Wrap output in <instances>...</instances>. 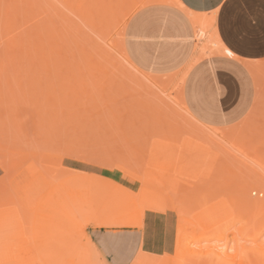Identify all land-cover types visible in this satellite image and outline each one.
<instances>
[{
	"label": "rangeland",
	"instance_id": "374dc122",
	"mask_svg": "<svg viewBox=\"0 0 264 264\" xmlns=\"http://www.w3.org/2000/svg\"><path fill=\"white\" fill-rule=\"evenodd\" d=\"M28 1H30V3L29 2L25 3L23 0H0V23L3 26H5L4 32L2 34V38L3 35L5 36L6 31L10 32L9 33L10 35H8V32L6 35V37L8 36V39L11 38L9 37L12 36L11 34H15L14 36L16 37H18L19 34L20 35L19 37L22 36L26 38L29 37L27 35L30 34L31 32H32L31 35L37 36L38 35L37 32L35 34V29L37 30V28H40L41 30L43 28L48 30L49 28L50 29L49 32L52 34L54 33L53 34L54 36L53 35L51 36L55 40L50 38L48 40V37H50V35L49 33H45L47 40H45L46 37L44 36L42 40L43 42H38L39 40L38 37L42 38V34L38 32L39 33L38 37H35L37 38V41L36 39H34V37L31 36L27 39L28 41L26 40L28 43L25 40H23L28 45L26 48L24 45L25 43L23 44L21 42L22 38L21 40L19 39L20 41L16 39L15 41L17 42L18 40L19 42L16 43L15 41H13L15 42L13 43L10 40L8 42V39H5L6 38L5 37L4 39L7 41L3 39L6 44L3 45L4 47L2 46L1 51L4 49L6 50L5 45L6 47L7 44L9 46L10 42L13 43L12 44L13 46L17 44V47L18 46L20 47L22 43L24 47L23 46L21 47H23L24 51L23 53H21L22 51L20 52V48H18L17 49L18 53L19 54L21 53V55L26 54L29 56V53H31L28 52L29 48L32 47L31 51L33 49L35 50L36 47L35 45L43 44V47L45 46L44 47L45 49L49 47L51 50V48H53V45L63 44V46H65V43H69L70 41L73 40L71 38L72 35L74 38L73 41L74 43L75 40H77L78 38L75 37V34L77 33V35H79L80 38L79 39L80 43L78 42V45H80V47L76 45L77 42L74 44V46L70 47L71 49H69L68 47L71 46L72 43L68 44V46L66 44L67 47L65 48L59 45L57 47L54 46V48L56 47L55 49H57L58 47L63 48L62 53L67 52V53H63L67 55L66 57L68 58L74 57V59H71L72 60L71 64L74 65L77 64L75 65V67L76 66L77 67L74 68V73L72 75V78L70 79L73 80V77L78 73L74 77L75 79L74 81L77 85L75 86V84L70 83L67 84L66 86L65 83L62 84L60 83L61 80L58 77L56 79L55 78L53 79L54 75L55 77L57 76V72L53 74L52 72H55L57 68L55 67L56 70L54 71H53L54 66L48 67L49 69L47 67L42 68V65H45V63H47L46 62L47 60L43 64L38 58L39 56H37L36 59L37 60L39 59L38 62L40 63L38 62L37 63L39 65L41 64L42 65L37 66L38 65L36 63L37 60L33 59V57L35 58L36 56L35 51H32V54L33 53L34 54L33 56H31V58L27 57L28 59L27 58L24 59L21 56V59L23 58L22 61H24L23 62L24 66L30 65L29 63L26 64L25 61L29 62L30 60L31 62L32 60V63L33 62L36 63L33 64V66H35L34 67L35 70L36 68L38 69V72H41L42 69L50 71V73L46 71L48 72L47 73L48 75L45 74L46 73L45 71H42L45 72L43 73L45 74L44 76L41 73H40L41 75L36 73L35 75L37 77L33 78V76L35 75L33 76L31 75L35 73V70L34 72L30 71V67L32 68L33 66L31 65L29 67L30 73L32 72L33 73L27 76L29 78L32 77L31 80H36L35 78L38 79L39 75L41 76L39 77L40 78L39 81L42 78V81H40L41 83H39V81L36 80V82H38L40 86L42 85L41 86L42 88L38 86L39 90H37V88H34L36 89L35 90L36 92L38 91L37 93L34 92L36 95L35 94L33 95L34 89L32 90L33 87L29 86V84L31 85L32 82L31 80L28 82L29 78L27 76L26 78L28 79L26 80V82H24L26 79L24 75L28 69L26 71H24L25 69H23L24 74H22L21 76V73L23 71H21L22 69L20 70V68L26 67V66L25 67L21 66L22 61L19 60V63L21 62L20 65L18 61H16L17 64L20 66V68H16L17 71L15 69L12 71L9 70L11 74L8 73L9 71L7 72L8 76L12 75L13 72H17V73L19 72L20 78L21 77L25 78L24 81L23 78H21L22 80L19 79L20 80L19 81L18 79H14L16 75H12L13 80L15 82H13L10 79L9 83L10 81L11 83L9 87H11L12 82L14 86L16 84L14 88L19 86L21 87L23 83H25L26 85L24 84L22 87L24 90L26 86V89L24 90V94L25 92L28 94V95L26 94L27 98H25L28 99V102L27 100L26 102H21V101L19 102L20 97L23 94L19 93L21 94V96L19 97L18 92H21L22 88H17V89H21L17 91V89H13V84H12V89L14 90L13 93V91H11L10 88H8V90L9 89L10 90L7 91V87L9 85L7 84L8 82L7 78H6L7 81L5 82L6 85L3 83L4 81L3 82L0 81V83L2 82V84H4V85L2 84L0 85L4 86V90H5L4 92V90L1 89L3 87L0 86L1 87L0 95L2 99L0 101L2 102L4 100V102L2 103L5 104V101L6 103H8L4 105L0 102V128H3V126H5L6 128V129L5 128L0 129L1 131L0 132V256L8 257L9 261L19 257L22 258L24 256H26L27 259L28 258L30 259L33 255L35 256L34 251L36 250L37 255L35 257H38L39 255V257L42 259L46 258L47 260L46 264H48V262L51 261L52 259L55 260L63 259L64 261H68L70 259H80V258L83 260L84 257L86 259L92 260L94 264H102L100 262H96L95 260L96 255L90 251L88 243L86 241V236L87 234L89 236V231L95 228H91L87 224V219L81 217L80 214H78V212L84 213L86 211H91L93 209L96 211L93 210V212H89V213H94V212L96 213L101 210L100 213H102L103 215L113 214L118 216L117 218L120 217L127 220H131L137 223V225L141 227L140 229H142L146 217L150 214L159 215L165 218L169 217L171 223H174L173 247L170 253L164 254L161 257L165 255L167 256L169 255L171 259H175L180 250V247H182L185 243H187L189 239L194 238V236L202 234V231L200 229H199L200 231L196 230L198 228V224L204 231L202 235L204 234L206 235L207 230L212 229L211 230L212 232L210 233L213 234V230L215 231L218 228L217 226L215 229H213L212 227H214L216 224H218V226L221 227L222 223H224L222 227L223 229L221 228L218 229V232L216 231L215 234L217 233L220 234L221 230L222 233L224 234L226 233L225 235L227 239L231 241L230 243L231 246L229 244L230 247L227 249L228 255H230L232 253L233 254L236 253V251H232V253L230 252L229 254V251H231V249L232 250L234 249L233 245L235 246L237 244L234 239L235 233L236 232L238 233L239 232L238 229H240L241 227L243 228L246 223L247 225H249L250 223H251L250 225H252V223H254L253 232L256 231L261 233V236L259 238L260 240H258L256 243L252 240L249 241L248 239H243L244 237L243 238L240 237L239 243L237 245L238 248L239 246L250 247V248H253L255 246L256 248L258 247L261 248L260 250H262V248H264V204H263L264 193L259 192L258 196L256 194L257 200L256 198H254L255 196L253 198L251 197L252 199L249 198L251 200L255 199L253 200V202L250 201L249 199H247V201H244L246 200V197L245 199H243L241 195L242 198L241 199L240 196L237 194L240 198V202L242 203L243 200L245 204L244 206L240 204L239 201L236 202L235 206H237V203H239V209H235V206L233 205L234 204L233 201H235V199H229V198L231 194H233V192L236 195L238 190L239 191L241 190V192L242 190H247L248 188H243V187L245 186L249 187L250 184L254 183L260 175L262 176L259 177V180L261 181V183L264 181L263 178L264 177V171H263L264 168V71H263L264 65H256L249 62H245V64L247 65H254L259 67L260 71H262L258 75L254 76L257 86L258 97L255 107L252 110V112L248 115V117H246V119H244L240 124L230 129H224V130L210 129L198 124L191 117V115L188 113L183 103V100L180 97L185 77L189 71L188 67L184 68L181 71H178L179 69H177L172 72L155 74L137 68L129 59L127 54V40H128L126 34L127 26L130 20L132 19V17L139 10L142 9L140 8V6L141 3L144 2L145 0H28ZM27 3H29V5ZM48 6H50V8L52 7V9L50 10ZM31 9L32 10L34 9L33 12L35 13L31 11L34 14V16L31 15L30 12ZM25 15H28L27 16L28 19L31 16L35 17L36 15L35 18L37 19L34 18L35 19L34 21H38L37 22L38 26L37 27H34L33 25L30 26L34 21L31 20L32 22L29 21L31 22L29 23ZM25 20L30 25L29 24L25 25L27 23L25 22ZM14 23H17L18 27L20 28L21 26L22 29H19L17 25ZM37 23L34 22V24ZM65 26H66L65 29L66 31H68V33L71 34V32L67 30L69 28L71 29V31L74 30L72 32H74L75 34L73 33L72 35L69 34L70 36L67 35V37L66 36L63 37L64 34H66V31L63 30ZM12 27L14 28L16 27L19 30L16 31L13 30L14 33H11L12 30L10 29ZM117 28L120 29L122 28L123 30L125 29L122 36L119 32V29ZM21 30L23 32H20ZM28 30L31 32L28 34L25 33ZM47 30L45 31L48 32ZM157 31L160 34V36L164 33H167L170 42L171 43L175 42L179 45V37L174 27L170 26L169 29L165 30L164 28L159 26L157 27ZM116 32H118L119 34ZM122 37L123 39H121ZM59 38H60V42H59ZM64 38H68V39L71 38V40L68 41V39L67 40L65 39L66 41H68L66 42ZM29 39L31 41V44L32 42L34 43V40L40 44L38 43L32 44L33 46H35L33 47L29 43ZM62 40H64V42ZM121 41H122L121 49L119 47H118L119 50L118 48L114 49L113 46L114 45L118 46V42ZM44 42H49V43H46L44 45ZM18 43H20V45ZM50 43H51V47H50ZM48 44L49 46L47 47ZM12 45L9 47V49L12 47ZM82 45L87 46L86 47L87 49L84 50L85 51L87 50L88 52L81 51V48L82 47L84 48V46ZM74 47L77 49L80 48L78 49L80 53H77L79 51L76 49H74L73 51ZM38 48L40 50L42 47L39 46ZM44 48H42L41 50L47 52L48 50L46 51L44 50ZM14 49L15 50H13L12 52L14 51L16 52V47H14ZM25 49H26V53H25ZM71 50L73 54L72 53L70 54ZM45 52L43 53L46 55ZM89 52L93 53L95 56H98V53L101 52L102 57L104 58L108 57L109 59V62L106 63L105 65L111 66L113 64V66H111V72L105 74V76L109 79V81H111L112 77L113 79L114 77L116 78L115 76L116 74L123 75L122 76L123 82L120 81L117 84H115L116 87L119 89V91L115 90L114 91L115 93L110 91L113 90V88L111 87L112 83L102 79L103 73L101 72L98 73L97 71H95L96 68L95 61L93 62L91 61V59H93L92 57L94 56H91L90 55L91 53ZM85 53H87V57H85L86 56ZM121 53L123 54V56L120 55ZM13 54H14L13 56L16 57L18 56L15 55L16 53ZM48 54L51 56L52 54L51 51L47 52V57H50L48 56ZM8 55L9 54L7 53V56ZM56 55L54 54V57H56ZM82 55L87 60L83 61L84 58ZM4 56L5 55H3V57ZM9 56L10 58L13 57L12 54ZM61 57L63 56L57 57V61L58 58L60 60ZM10 58L7 59L10 60ZM7 59L6 62H9ZM98 59H101V57H99ZM11 60L10 63L12 62ZM0 61L2 60L0 59ZM51 62L53 64V61ZM51 62H48L47 65L50 66ZM68 63H70V60ZM13 64L16 65L15 62ZM58 64L61 65L60 62H58ZM1 65L2 64H0V67ZM62 65H63L61 66L62 68L63 67L67 68L66 64L63 63ZM9 67H11V64L9 65ZM51 68L53 69L50 70ZM84 68L85 69L87 68L89 71L87 69L85 70ZM2 69L0 68V71ZM28 72L27 74H29ZM1 73L2 72H0V74ZM4 73L6 72H3L0 76L1 80ZM79 74L81 75V79H79L80 77H78ZM82 74L84 76L85 74L87 75L82 78L83 76ZM44 77L45 79L49 77L50 78L46 80L44 79L43 82ZM4 79L5 77L3 78V80ZM82 79L85 80H83L84 82L82 81L81 83ZM57 80H59L60 85L56 84L58 82ZM102 80H103V85L105 86L102 85L101 83ZM116 80L118 81L117 78ZM85 81H88L87 82L88 84ZM17 82H22V83H17ZM50 82L52 83L55 82L54 84L57 86L55 87L54 84L51 85ZM83 83L86 84L85 88L87 90L85 93H82L79 91V89H77L80 92L79 93L76 90V88H78V86L80 88L81 85H83ZM17 84L18 85L21 84V85L17 86ZM34 84L35 83H33L32 85ZM107 84L109 86H106ZM37 85H35L34 87H37ZM63 85L65 86L64 88H62ZM70 85L72 87L75 86V88L71 89ZM101 85L103 86L102 88ZM95 86L98 90L95 89ZM52 88H54L55 90H53ZM56 88L58 89L57 92H56ZM108 88H110V90H107ZM26 90L27 91L32 90V91H30L29 94V92H27ZM71 90L73 92L76 91L78 94L76 92L73 93ZM6 91L7 93H9V95L7 96L5 95ZM16 91H17L16 94H18V96L16 97L17 98L19 97L18 98L19 100H17V98L14 97ZM44 92H46L45 96L43 95ZM11 93L12 95L14 94V96L12 95L10 96ZM52 93L55 94L53 95ZM2 94H4L5 97L7 98H11V97L14 98L13 100L15 101H12L11 98V101L8 100L9 101L8 102L7 99L3 97ZM46 94L48 98L46 97ZM26 95L24 96L26 97ZM91 96L94 99L90 98ZM67 97L68 99L70 97L71 98L68 100ZM39 98L42 99L39 100ZM59 98L61 100H58ZM25 99L22 101H25ZM77 99L79 102L77 101ZM72 101L73 103H71ZM148 101H151L153 105V108L150 110H148L146 107ZM117 102L120 103L122 102V103L120 104ZM137 102L140 103L136 105ZM144 102H146V104ZM133 104L135 107L137 106V109L134 106L133 107L130 106ZM96 106L98 107V109ZM117 106L119 108L126 106L124 107L126 108L125 109L126 111L124 112V108L119 109L117 108ZM46 107L49 108L47 109ZM57 107L59 108L57 109ZM74 107L77 108L78 110H75ZM84 108L86 110H84ZM59 109L60 112L58 111ZM120 110L123 112V115L122 112H120ZM86 111L88 114L90 113L89 117L87 116L88 114L86 113ZM20 112L24 116L20 115L21 114ZM104 112L105 113L108 112V113L105 114ZM58 113H60V116ZM95 113H97L98 115ZM18 114L20 115V117ZM111 115L113 118H115L116 122L118 121L117 122L118 124H114L116 122L111 117ZM75 116L78 117L76 118ZM79 116L82 117L80 118ZM106 116L110 118L111 122L109 118H106ZM135 117L136 119H134ZM70 118L71 120H69ZM43 120L45 123H43ZM59 120H61V122ZM89 120L91 121L90 123ZM121 120L124 122H121ZM67 121H69V123ZM46 123L47 125H45ZM123 123H125L124 126H122ZM10 124H12V127ZM112 124L114 126H111ZM8 127L10 128V130L7 129ZM230 132L232 133L234 132L233 134H235L236 132L237 134L236 136L233 134L232 135L238 137V140L234 139L235 137L233 136L232 138ZM8 136H10V138ZM5 137L6 139L7 138L8 139L5 140ZM222 137L226 140L228 139L229 141L233 142L234 145L233 144L232 145L234 146V148L236 147L235 146L236 144L237 146L240 143L247 144L248 146L247 145L246 146L250 148V150L252 149L251 151L249 149L248 151L244 150L246 152V156L248 157L249 161H247V159L245 160L243 159L245 156H243L241 153L243 152L242 149H239L241 150L240 153L236 154L238 152L234 150H236L238 147H236V149H234L233 151L231 150L232 153L225 154L226 157L225 155L223 157L221 155L219 156V158L217 156L218 159L216 157L215 158L212 157V159H210V157L208 156L209 158L208 157L207 158L209 160L205 156L204 157L206 159L204 157L203 158L201 157L199 159L196 158L195 156L193 157L192 154L187 155L186 151L184 150V146L186 144L188 145L189 143L192 142H198V143L214 142L220 140ZM236 141L239 143H237ZM231 142H229V149H232L230 148ZM247 147H245L246 150ZM233 152L236 154L237 157L240 156L241 158L242 156L243 157L242 160L249 163H245L244 161L242 162L241 159H240L241 161H238L239 160L238 158L236 159L234 158V156H232L234 155ZM229 156L230 159L231 157H233L232 161L229 159ZM257 157L259 158V160L257 159ZM249 158L250 159L253 158L251 159L252 161H250ZM202 159L205 160V162H203ZM224 159L227 160L224 162ZM234 159L236 160L235 161L236 163H234L233 161ZM197 160L200 162H198ZM207 160L208 162H206ZM210 160H212V162ZM226 162L228 163L225 164ZM238 163L241 165L242 168L241 170H240V165ZM251 164L253 165L254 168L253 167L252 168L254 170L250 168V166H252ZM256 166L260 168L256 169L257 168ZM231 170L232 172L230 173ZM233 170L236 171L237 174L236 172L233 173ZM245 170H246L245 172L246 174H244ZM225 173H227V175ZM249 173L252 174V176L257 179L250 180L251 178L249 177L252 176L247 175ZM241 174H243V176ZM253 174L254 175L258 174V175L254 176ZM207 175L208 177H206ZM230 176L231 177L235 176V177L230 178ZM241 176L242 178H244V180L239 178ZM245 176L247 177L245 178ZM206 178H208L207 179L208 181L206 180ZM238 178L243 182L241 181L242 182L241 183L238 180ZM236 180L237 182H239V184L236 182ZM262 184H264V182ZM250 190L252 189L250 188ZM250 190H248L247 192H253V190L252 191ZM255 191L257 192L256 189ZM241 192L239 194H241ZM242 193L245 196L246 193L245 192ZM253 193H250V195ZM232 197L235 196L232 195L231 198ZM225 198L228 199L229 201L233 200L231 201L233 202L232 205L234 206V208L232 209L233 210L232 213H229V210L233 206H231V202H229L228 200L227 201L230 205V209L228 208V214L227 212L224 211L227 210L226 206H221L222 204L224 205L228 204L225 201L226 200ZM219 206L222 207L220 211H219L220 209ZM256 206H260V208H256ZM83 207L87 209H84ZM245 207H248L250 210H248V208ZM215 208H219L217 211H219L220 214L222 213L221 211L223 209L224 214L222 213L223 214L222 216L220 214L219 215L222 217L224 221L222 220L219 221L220 225L218 221L216 222L215 220L220 216L218 217V215H216L217 218L215 216H214L215 218H212L211 216L213 215L212 213L216 212ZM207 209L212 211V213H210L211 215L206 211ZM143 210H145L146 212ZM126 211L129 212L130 216L128 215V212L127 214H125ZM140 211L145 213L142 215V212L140 213ZM205 212H207V214L210 215V216L208 215V220L210 219V222L212 221V219L215 220L216 224L214 223V220L212 222L215 225H213L212 223L210 225V222L209 221L207 222V218H206L207 214L202 216V214ZM140 214L141 216H139ZM215 214L216 213H214V215ZM240 215H242V217ZM133 217H135L136 220ZM241 218H243V220ZM247 225L245 226L250 227ZM113 227H129L133 229H139V227H133L128 225H119ZM97 228H105V227H97ZM217 241L218 240L214 238L209 242L202 243V247L200 246L199 251L200 250L202 252L205 251L206 253V249L207 252L210 249V247L207 246L213 247V245L215 246V248L213 247L215 251L216 249L218 250V247L221 248L223 244H225L224 242L222 243V241L224 240L220 241L222 245H220L221 243H218L219 241L218 242ZM30 246L32 248H30ZM203 247L205 250L203 249ZM250 248H247V250L245 251L247 252L246 254L249 253L248 249ZM212 249L209 251V253L212 251ZM239 253L240 256L242 255L241 257L240 256L238 257ZM239 253H237L236 255L234 254V256H237L240 259L244 258V254L243 253L241 254V252ZM210 256H214V255L212 254ZM240 259H236V261L239 260L240 262ZM92 262H90V264H93Z\"/></svg>",
	"mask_w": 264,
	"mask_h": 264
},
{
	"label": "crops",
	"instance_id": "0c3cea01",
	"mask_svg": "<svg viewBox=\"0 0 264 264\" xmlns=\"http://www.w3.org/2000/svg\"><path fill=\"white\" fill-rule=\"evenodd\" d=\"M179 1L187 12L215 18L218 37L238 58L212 55L194 63L184 80L183 103L198 124L217 130L233 128L248 117L258 97L254 76L244 62L264 65V0ZM182 15H186L185 11L173 5L152 4L132 17L126 30L127 54L137 68L160 74L181 71L191 64L197 44L191 30V40L183 46L171 43L167 33L160 36L157 31L159 26L169 29L173 19ZM148 224L154 244L150 248L144 246ZM89 236L86 241L90 251L106 264H132L141 249L150 255L170 253L174 223L169 217L150 214L142 229L95 228Z\"/></svg>",
	"mask_w": 264,
	"mask_h": 264
},
{
	"label": "bare ground",
	"instance_id": "6f19581e",
	"mask_svg": "<svg viewBox=\"0 0 264 264\" xmlns=\"http://www.w3.org/2000/svg\"><path fill=\"white\" fill-rule=\"evenodd\" d=\"M25 3L26 2H29L30 3V1H26V0H23ZM204 1V0H203ZM24 3V4H25ZM29 3H27L28 5H29ZM202 3V2H201ZM151 4H161V5H163V6H168V5H173V6H175V7H178V8H180V9H182L183 11H185V13H186V15H182L181 17H175L174 19H173V21H172V24H171V27H174V29H176V32H177V34H178V37H179V45L180 46H183V45H185V43H187V42H189L190 40H191V34H190V30L192 31V35H194V37H195V39H194V41H196V56H195V58L193 59V61L191 62V64L188 66V68L190 69L191 68V66L194 64V63H196V62H198L199 60H203V58H205V57H208L209 58V56H212V55H224V56H227V57H232L233 59L234 58H236V59H238L235 55H233L227 48H226V46L222 43V41L220 40V38L218 37V35H217V28H215V18H208V17H205V16H203V15H196V14H192L191 12H187L185 9H184V7L181 5V3H180V1L179 0H145L144 2H142L141 3V6H140V8H145V7H147V6H151ZM194 4V3H193ZM220 4V3H219ZM199 6V5H198ZM202 6V5H201ZM211 6V5H210ZM49 8H50V6H48ZM214 8V7H213ZM52 9V7L50 8V10ZM54 9V8H53ZM211 9V8H210ZM17 10V9H16ZM212 10V9H211ZM33 12L34 11V9L32 10H30V12ZM16 12H18V11H16ZM31 12V15L32 16H34V14L33 13H35V12H33L32 13ZM51 12H54V11H51ZM30 14V13H29ZM26 16V19L28 20V22L29 21H34L35 19H37V18H35L36 17V15H35V17H30L29 19H28V15H25ZM25 16H24V18H25ZM30 16V15H29ZM23 18V19H24ZM35 18V19H34ZM42 20V19H41ZM24 21V20H23ZM31 21V22H32ZM25 22H27L26 20H25ZM26 23L25 25H27V24H29V23H31V22H29V23ZM34 22H38V21H34ZM34 22H32V24L30 25V26H34V27H37L38 26V23L37 24H34ZM43 23V22H42ZM14 24H16L17 25V23H14ZM22 24H23V22H22ZM16 25H13V26H16ZM28 25V26H29ZM27 26V27H28ZM4 27L5 26H3L1 23H0V59L3 61H0V64H2L1 65V71L0 72H6V73H4L3 74V76L4 75H6V76H4L5 77V79L3 80V76H2V80H1V77H0V81H4L3 83L5 84V82L8 80V82H7V84H9L8 85V87H7V91H9L10 89H11V91H13V93H14V90L13 89H17V88H22V90L21 89H17V91H19V90H21V92H18V94L19 93H22L23 95L21 96V94H19V97H20V100L16 97V96H18V94H16L17 93V91L15 92V96H14V94L12 95V93L10 94V96L12 95V96H14V97H16L17 98V100H19V102L21 101V102H26V100H27V102H28V99H25V98H27V93L25 92V94H24V90L26 89V86H25V89L23 90V85L25 84V83H23V85L20 87L19 85H21V84H17V86H19V87H16V88H14L15 86H16V84H15V86H14V84H13V82H15L14 80H13V76L12 75H16L15 76V78L14 79H20V80H22L21 78H23V77H21L20 78V76H19V72L17 73V72H13L12 73V75H10V76H8V73L9 74H11L10 73V71H12V70H16L17 71V69L16 68H20V64H21V62L19 63V60L20 61H22V59L24 58V59H26L27 57H30L31 58V56H33V54H32V51H35V54H36V56H35V58L33 57V59H35V60H37L36 59V57L37 56H39L38 58L40 59V61L44 64L45 63V61L48 63V62H51V61H53V64H52V62H51V65L50 66H48L47 65V63H45V65H42V68H44V67H53V68H51L50 70H52L53 69V71L54 70H56V68H57V70L55 71V72H52V74L53 73H56L57 72V76L55 77V75H54V77H53V79L55 78H59L60 80H61V84L62 83H65V85L67 86V84H70V83H73V84H75V86L77 85L76 83H75V79H74V77L78 74H76L74 77H73V80H71L70 78H72V75H73V73H74V68H76L75 67V65H77V64H71V59H74V57L73 58H68V57H66L67 55H65V54H63V53H67V52H63L62 53V51H63V48H65V47H67L68 46V44H70V43H72V45L71 46H69L68 48L69 49H71L70 47H72V46H74V44L76 43V45H78V42L80 43V38H79V35H77V33L75 34L74 32H72V31H74V30H72L71 31V29H67V30H69L70 32H71V34L70 33H68V31H66V26L64 27V29L63 30H65L66 31V34H64V36L63 37H67V35L68 36H70V35H72L73 33L75 34V37L77 38V40H75V42L73 43V41H74V38H73V35H72V41H70L71 40V38L70 39H68V38H64V40L66 39H68V41H70L69 43H65V46H63V44L62 45H59V46H63V48H57V49H55L58 45H53V48H51V50H50V48L48 47L49 46V44L47 45V47L49 48H47V49H45L44 47H43V44L42 45H35V46H33L32 44H37L38 42H43L42 40H43V37L45 36V33H49V35H50V37H48V40H49V38L50 39H53V37L51 36V35H53L52 33H50L49 32V28H48V30L47 29H45V28H43L42 30L40 29V28H37V30L35 29V34H36V32H37V34L39 35V33L40 34H42V38H39L38 37V35L36 36H34V35H31V31H26L25 33H30V34H28L27 36H31V37H34V39H36V41H37V38H35V37H38V42H36L35 40H34V43L32 42V44H31V41H30V39H29V43L33 46V47H35V50L33 49L32 51H31V48H29V51L28 52H31V53H29V56L28 55H24V54H22L21 55V53H23V47H24V45H25V47L27 48V44L25 43V41L29 38V37H19L20 35L18 34V37H16V36H14L15 34H11L12 36H9V37H11L10 39H8V36L6 37V35H7V32H8V35H10L9 33V31H6L5 32V36L3 35V38H2V34H3V32H4ZM17 27H18V25H17ZM190 27V28H189ZM14 27H12L10 30H12L11 31V33H14V31L13 30H19V29H22L21 28V26H20V28L18 29V28H14ZM26 28V27H25ZM47 28V27H46ZM27 29H29V28H27ZM117 29H119V32H120V34H121V36H122V34L124 33V30L121 28H117ZM39 30H41V31H39ZM45 30H47L48 32H46ZM43 31H44V33H43ZM65 31H64V33H65ZM20 32H23L22 30L20 31ZM34 32V31H33ZM39 32V33H38ZM16 33H18V32H16ZM68 33V34H67ZM116 33H118V32H116ZM24 34V33H23ZM34 34V33H33ZM70 34V35H69ZM119 34V33H118ZM47 35V34H46ZM48 35V36H49ZM77 35V36H76ZM24 36H26V35H24ZM54 36V35H53ZM58 36V35H57ZM61 36V35H60ZM6 37V38H5ZM14 37H15V39H14ZM46 37V36H45ZM56 37V36H55ZM54 37V38H55ZM8 39V42H9V40L10 41H15L16 39H20L21 40V38H22V40H21V42L24 44H22L21 42V46H23V47H17V44L16 45H12L13 43H15V42H10L11 43V45H12V51L13 50H15L14 49V47H16V52L14 51V52H12L11 51V48L9 49V47L11 46L10 45V43H9V46H8V44H7V47H6V45H5V48H6V50L4 49V50H2L1 51V48H2V46L4 45V44H6L5 43V41H7V40H5V39ZM120 38V37H119ZM5 41H4V40ZM11 39H14V40H11ZM40 39H41V41H40ZM58 39V38H57ZM121 39H123V37L121 38ZM17 40V42H19ZM23 40H25V41H23ZM45 40H47V37H46V39ZM44 40V41H45ZM53 40H55V39H53ZM64 40H62L63 42H64ZM65 40V41H66ZM28 41V40H27ZM26 41V42H27ZM58 41V40H57ZM68 41H66V42H68ZM7 42V43H8ZM16 42V43H17ZM51 42V41H50ZM59 42H60V38H59ZM20 43H18L19 45H20ZM28 43V42H27ZM46 43H49V42H44V45L46 44ZM38 44H40V43H38ZM66 44H67V46H66ZM31 45H29V46H31ZM75 45V46H76ZM121 45H122V41L121 42H118V46L117 45H114L113 47H114V49H117L118 47L121 49ZM39 46H41L42 48H44V50H48L47 52H50L51 51V56L48 54V56H50V57H47V52H45V51H42L41 49V51L39 50ZM54 46H56L55 48H54ZM79 47H80V45H78ZM82 46H84V48L82 47ZM81 47L83 48H81V51H83V52H88L87 50L85 51L84 49H87L86 47V45H82ZM4 47V46H3ZM50 47H51V43H50ZM77 47V46H76ZM18 48H20V54L18 53V51H17V49ZM119 48H118V50H119ZM60 49H62V50H60ZM67 49V48H66ZM65 49V50H66ZM74 49H76V50H78V49H80V48H73V51H74ZM7 50H8V52H7ZM9 54V55H11L12 54V56L14 55L13 53H16L15 55H18L17 57L16 56H13L12 58H10V56L8 55L7 56V53ZM79 51V50H78ZM11 54H10V53ZM43 52H45L46 53V55L43 53ZM77 52V51H76ZM25 53H26V49H25ZM37 53H38V55H37ZM69 53V52H68ZM72 53V50H71V52H70V54ZM77 53H80V51L79 52H77ZM89 53H91V52H89ZM2 54V55H1ZM32 54V55H31ZM54 54L56 55V57H54ZM70 54H68V55H70ZM73 54V53H72ZM82 54V53H81ZM3 55H5L4 57H5V59H4V57H3ZM63 56V57H61L60 58V60H59V58H58V61H57V57H59V56ZM78 55V54H77ZM85 57H87V53H85ZM91 56H94V57H92L93 59H91V61L93 62V61H95V65H96V68H95V71H97L98 73H103V76H102V79H104L105 81H107V82H110V83H112V88H113V90H110V88H108L107 90H110L111 92H114L115 90H118L119 91V89L116 87V85L115 84H117L118 82H120V81H122L123 82V78H122V76L123 75H120V74H116L115 76H116V78L118 79V81L116 80V78L114 77V79H113V77H112V79H111V81H109V79L105 76V74H108V73H110L111 72V66H113V64L111 65V66H106L105 64L106 63H108L109 62V59H108V57H102V53L101 52H99L98 53V56H95L93 53H91L90 54ZM120 55H122L123 56V54L121 53ZM21 56L23 57L22 59H21ZM24 56H26V57H24ZM71 56H74V55H71ZM83 56V55H82ZM79 57V56H78ZM84 56H83V58H84V60L83 61H85V60H87L86 58H85ZM99 57H101V59H98ZM190 57V56H189ZM7 58H10V60L11 59H13V60H11L13 63L15 62L16 63V65H17V67H16V65L15 64H13L12 62L10 63V60L9 59H7ZM29 58V59H30ZM50 58V59H49ZM56 58V59H55ZM76 58V57H75ZM6 59L9 61V62H6ZM28 59V58H27ZM39 59L36 61V63L39 61ZM95 59V60H94ZM49 60H51V61H49ZM55 60V61H54ZM69 60H70V63H68L69 62ZM201 60V61H202ZM208 60V59H207ZM16 61H18V63H19V65L17 64V62ZM73 61H75V60H73ZM187 61V60H186ZM23 62L24 61H22V64H21V66H24V64H23ZM26 62V64L27 63H29L30 65H25L24 67L25 68H20V70L21 71H23V69H25L24 71H26L27 69V71L25 72V75H24V77L26 78V76L27 75H30V74H32L33 72H34V70H35V66H33V64H36L35 62H33L32 63V60H31V62H30V60H29V62L28 61H25ZM58 62H60V64L61 65H59L58 64ZM62 62V63H61ZM77 62V61H76ZM75 62V63H76ZM88 62V61H87ZM86 62V63H87ZM91 62V63H92ZM7 63H9V64H7ZM32 63V64H31ZM38 63H40V62H38ZM37 63V64H38ZM66 64L67 65V68H62L61 66H63L62 64ZM111 63V62H110ZM206 63V62H205ZM245 63V62H244ZM4 64V65H3ZM7 64V65H6ZM11 64V67H9V65ZM187 64V63H186ZM199 64V63H198ZM33 66L32 68L30 67V66ZM41 65H37V66H41ZM65 65V66H66ZM86 65V64H85ZM89 65V64H88ZM205 65V64H204ZM208 65V64H207ZM247 65V64H246ZM4 66H5V68H4ZM7 66H8V68H7ZM14 66V67H13ZM27 66H28V68H27ZM84 66V65H83ZM210 66V65H209ZM29 67H30V71H33L32 73H30V71H29ZM56 67V68H55ZM90 67V66H89ZM196 67V66H195ZM247 67H248V69L250 70V72L252 73V75L253 76H255V75H258L260 72H262V71H260V69H259V67H257V66H254V65H247ZM11 68H13V69H11ZM46 68V69H47ZM206 68V67H205ZM33 69V70H32ZM49 69V68H48ZM85 69V68H84ZM87 69V68H86ZM85 69V70H86ZM201 69V68H200ZM204 69V68H203ZM203 69H201V70H203ZM209 69V68H208ZM4 70H6V71H4ZM10 70V71H9ZM19 70V69H18ZM39 70H41V69H39ZM78 70H79V67H78ZM88 70V69H87ZM201 70H199V71H201ZM207 69H205L204 71H206ZM210 70V69H209ZM208 70V71H209ZM9 71V72H8ZM24 71L21 73V76H22V74H24ZM29 71V72H28ZM42 71H48L49 73H50V71L49 70H41V72H38V69L36 68V70H35V73L34 74H32L31 76H33V75H35L36 73H38V74H42L43 76L45 75V74H47L48 72H42ZM80 71H81V69H80ZM89 71V70H88ZM264 71V70H263ZM8 72V73H7ZM27 72L29 73V74H27ZM79 72V71H78ZM203 72V71H202ZM1 73V74H2ZM18 74V76H17V74ZM43 73H45V74H43ZM59 73V74H58ZM66 73V74H65ZM85 73H87V72H85ZM89 73V72H88ZM206 74H208L207 72H205ZM1 74H0V76H1ZM40 74V75H41ZM52 74H50V75H52ZM81 74V73H80ZM78 75V77H80L79 79H81V75ZM84 74V73H83ZM82 74V75H83ZM202 74V73H201ZM248 74V73H247ZM39 75V77H41ZM48 75V74H47ZM67 75V76H66ZM87 74H85V76H86ZM204 75V74H203ZM251 75V74H250ZM84 75L82 76V78L83 77H85ZM196 76H198V75H196ZM195 76V77H196ZM209 76H211V75H209ZM248 76H249V74H248ZM9 77H12V78H9ZM28 77V76H27ZM34 77H37L36 75L35 76H33V78ZM38 77V79L37 78H35L36 80H38L39 81V78ZM50 77H52V76H50ZM49 77V78H50ZM88 77H89V75H88ZM97 77V76H96ZM208 77V76H207ZM207 77H204L205 79H207ZM251 77V76H250ZM6 78H7V80H6ZM25 78H23V81H24V79ZM29 78V77H28ZM28 78H26L25 79V81L24 82H26V80L28 79ZM32 78V77H31ZM31 78H29V80H28V82L31 80ZM49 78H46V79H49ZM241 78V77H240ZM12 80L13 82H12V84H13V89H12V84H11V87H9L10 86V83H11V81H10V83H9V80ZM44 79H45V77L43 78V82H44ZM45 79V80H46ZM86 79V78H85ZM85 79H82L81 80V83H82V81L83 80H85ZM122 79V80H121ZM200 79V78H199ZM203 79V78H202ZM211 79V78H210ZM246 79H247V77H246ZM249 79V78H248ZM247 79V80H248ZM17 80V81H18ZM19 80V81H20ZM36 80H31V85L29 84V86H32L33 88H32V90L34 89V88H37V90H39L38 88L39 87H41L40 86V84L39 83H41L40 81H42V78H41V80L39 81V83L38 82H36ZM89 80V79H88ZM92 80H94V79H92ZM96 80V79H95ZM246 80V81H247ZM33 81H35V82H33ZM50 81V80H49ZM58 82L56 83V84H59V80H57ZM98 81V80H97ZM244 81V80H243ZM2 82L0 83V84H2ZM84 82V81H83ZM86 83L88 82V81H85ZM17 83H22V82H17ZM33 83H35L34 85H32ZM39 84V85H37V84ZM51 83V85L52 84H54V83H52V82H50ZM49 83V84H50ZM91 83H92V81H91ZM99 83V82H98ZM101 83H102V85H103V80L101 81ZM4 84H2V85H4ZM27 84V85H28ZM88 84V83H87ZM95 84V83H94ZM100 84V83H99ZM239 84V83H238ZM2 85H0L1 87H3V88H1V89H3L4 90V86H2ZM6 85V84H5ZM26 85V84H25ZM35 85H37V87H34ZM55 85V84H54ZM53 85V86H54ZM60 85V84H59ZM101 85V88L103 87V86H105V85H103L102 86ZM192 85H193V83H192ZM39 86V87H38ZM57 85H55V87H56ZM71 86V85H70ZM75 86H71L70 88L72 89V88H75ZM89 86V85H88ZM106 86H109L108 84L106 85ZM28 87V86H27ZM65 86L63 85V87L62 88H64ZM86 84H84L83 83V85H81V87L79 88V86H78V88H76V90L77 89H79V91L80 92H82V93H85L86 92ZM116 87V88H115ZM5 88H6V86H5ZM8 88H10L9 90H8ZM42 88V87H41ZM191 88V87H190ZM29 89H31V88H29ZM53 90H55L54 88H52ZM59 89H60V87H59ZM95 89H97L96 88V86H95ZM105 89V88H104ZM27 90H28V88H27ZM26 90V91H27ZM32 90H29V91H27V92H29V94H30V91H32ZM36 89H34V91H33V95L35 94L34 92H36L35 91ZM42 90V89H41ZM50 90V89H49ZM57 88H56V92H57ZM67 90H68V87H67ZM90 90V89H89ZM93 90V89H92ZM98 90V89H97ZM7 91H6V96L7 95H9V93H7ZM61 91H63V90H61ZM72 91V90H71ZM78 91V90H77ZM78 91V92H79ZM4 92H5V90H4ZM3 92V93H4ZM38 92V91H37ZM36 92V93H37ZM65 92V91H64ZM73 92V91H72ZM74 92H76V91H74ZM73 92V93H74ZM79 92V93H80ZM91 92V91H90ZM107 92V91H106ZM188 92V91H187ZM45 93L46 92H44L43 93V95L45 96ZM48 93V92H47ZM58 93H60V92H58ZM77 93V92H76ZM75 93V94H76ZM115 93V92H114ZM27 94V95H26ZM53 95L55 94V93H52ZM51 94V95H52ZM78 94V93H77ZM93 94V93H92ZM3 95V97L4 98H6L7 99V101L9 100V101H11V98H7V97H5V95L4 94H2ZM24 95H26V97L24 96ZM36 95V94H35ZM41 95V94H40ZM39 95V96H40ZM72 95V94H71ZM86 95V94H85ZM89 95H90V93H89ZM95 95V94H94ZM110 95V94H109ZM108 95V96H109ZM117 95V94H116ZM10 96H8V97H10ZM58 96V95H57ZM75 96V95H74ZM81 96V95H80ZM93 96V95H92ZM92 96L90 97V98H92ZM46 97L48 98V96H47V94H46ZM56 97V96H55ZM60 97V96H59ZM62 97V96H61ZM73 97V96H72ZM181 99H182V92H181ZM53 98V97H52ZM71 98V97H70ZM69 98V99H70ZM84 98V97H83ZM122 98V97H121ZM14 98H12V101H15V100H13ZM25 99V101H22V100H24ZM38 99V98H37ZM42 99V98H41ZM40 98H39V100H41ZM44 99H45V97H44ZM63 99V98H62ZM65 99V98H64ZM67 99H68V97H67ZM68 99V100H69ZM92 99H94V98H92ZM118 99V98H117ZM0 100H2L1 99V95H0ZM38 100V101H39ZM55 100V99H54ZM58 100H61L60 98L58 99ZM86 100V99H85ZM8 101V102H9ZM31 101V100H30ZM77 101H78V99H77ZM87 101V100H86ZM85 101V102H86ZM118 101V100H117ZM1 102V101H0ZM2 102H4V100L2 101ZM1 102V103H2ZM18 102V101H17ZM17 102H15V103H17ZM37 102V101H36ZM41 102V101H40ZM39 102V103H40ZM47 102V101H46ZM55 102V101H54ZM75 102V101H74ZM79 102V101H78ZM112 102V101H111ZM141 102V101H140ZM140 102H137L136 103V105L137 104H139ZM71 103H73V101L71 102ZM88 103V102H87ZM107 103V102H106ZM117 103H120V102H117ZM122 103V102H121ZM120 103V104H121ZM145 104H146V102H144ZM143 103V104H144ZM2 104H4V103H2ZM6 104H8V103H6V101H5V104L4 105H6ZM25 104V103H24ZM30 104V103H29ZM44 104V103H43ZM47 104V103H46ZM109 104H111V103H109ZM9 105H11V104H9ZM41 105H42V103H41ZM53 105V104H52ZM58 105V104H57ZM62 105V104H61ZM82 105V104H81ZM8 106V105H7ZM19 106V105H18ZM47 106V105H46ZM55 106H56V104H55ZM77 106V105H76ZM130 106H134V104L133 105H130ZM145 106V105H144ZM45 107V106H44ZM54 107V106H53ZM89 107V106H88ZM97 107V106H96ZM124 107H126V106H123V107H118L117 106V108H119V109H121V108H124ZM135 107V106H134ZM146 107H147V109L148 110H150V109H152L153 108V105H152V103H151V101H148L147 102V104H146ZM12 108H14V107H12ZM19 108V107H18ZM42 108H43V106H42ZM47 109L49 108V107H46ZM52 108V107H51ZM59 107H57V109H58ZM60 108H61V106H60ZM75 108V107H74ZM94 108H95V106H94ZM117 108H115V109H117ZM127 108H128V106H127ZM136 109H137V106L135 107ZM24 109H26V108H24ZM65 109V108H64ZM97 109H98V107H97ZM96 109V110H97ZM100 109V108H99ZM112 109V108H111ZM110 109V110H111ZM126 108H124V112L126 111L125 110ZM130 109V108H129ZM142 109H143V107H142ZM31 110V109H30ZM29 110V111H30ZM38 110H39V108H38ZM45 110V109H44ZM44 110H43V113H44ZM50 110V109H49ZM75 110H78L77 108H75ZM84 110H86L85 108H84ZM114 110V109H113ZM8 111H10V110H8ZM15 111V110H14ZM25 111V110H24ZM59 112H60V109L58 110ZM64 111V110H63ZM67 111V110H66ZM92 111H93V109H92ZM134 111V110H133ZM132 111V112H133ZM4 112H5V110H4ZM16 112V111H15ZM23 112V111H22ZM47 112V111H46ZM82 112H83V110H82ZM95 112V111H94ZM93 112V113H94ZM98 112H100V111H98ZM110 112V111H109ZM114 112V111H113ZM120 112H122L121 110H120ZM21 113V112H20ZM74 113V112H73ZM81 113V112H80ZM86 113H87V111H86ZM105 113V112H104ZM108 113V112H107ZM107 113H105V114H107ZM5 114H6V112H5ZM29 114V113H28ZM32 114V113H31ZM59 114V116H60V113H58ZM69 114V113H68ZM75 114V113H74ZM88 114V113H87ZM87 114H84V115H87ZM90 114V113H89ZM87 115L88 117L90 116V115ZM95 114H97V113H95ZM119 114V113H118ZM129 114V113H128ZM132 114V113H131ZM137 114V113H136ZM11 115H13V114H11ZM15 115V114H14ZM17 115V114H16ZM19 115V114H18ZM20 115H23L22 113L20 114ZM20 115H19V117H20ZM98 115V114H97ZM103 115V114H102ZM108 115H110V114H108ZM116 115V114H115ZM122 115H123V112H122ZM127 115V114H126ZM7 116V115H6ZM24 116V115H23ZM40 116V115H39ZM120 116V115H119ZM50 117V116H49ZM48 117V118H49ZM70 117V116H69ZM76 118L78 117V116H75ZM74 117V118H75ZM80 117V116H79ZM82 117V116H81ZM80 117V118H81ZM111 117H112V115H111ZM33 118V117H32ZM40 118V117H39ZM73 118V117H72ZM75 118V119H76ZM103 118V117H102ZM106 118H109L108 116H106ZM113 118V117H112ZM120 118V117H119ZM127 118H129V117H127ZM3 119V118H2ZM66 119H67V116H66ZM83 119V118H82ZM85 119V118H84ZM95 119V118H94ZM114 120H115V118H113ZM134 119H136V117L134 118ZM9 120V119H8ZM42 120V119H41ZM48 120V119H47ZM58 120V119H57ZM62 120V119H61ZM61 120H59L60 122H61ZM69 120H71V118L69 119ZM90 120H92V119H90ZM89 120V123L91 122ZM101 120V119H100ZM104 120V119H103ZM109 120H110V118H109ZM37 121V120H36ZM53 121V120H52ZM64 121V120H63ZM78 121V120H77ZM80 121V120H79ZM113 121V120H112ZM119 121H120V119H119ZM11 122H13V121H11ZM33 122V121H32ZM41 122V121H40ZM56 122V121H55ZM68 123H69V121H67ZM96 122V121H95ZM107 122H108V119H107ZM110 122H111V120H110ZM115 122H116V120H115ZM118 122V121H117ZM114 123V124H118V123ZM121 122H124V121H122L121 120ZM34 123V122H33ZM42 123V122H41ZM43 123H45L44 122V120H43ZM51 123V122H50ZM67 123V124H68ZM72 123V122H71ZM86 123H88V122H86ZM113 123V122H112ZM126 123V122H125ZM125 123H123V125L122 126H124V124ZM15 124H16V122H15ZM14 124V125H15ZM60 124H62V123H60ZM66 124V125H67ZM93 124V123H92ZM104 124H105V122H104ZM110 124V123H109ZM129 124V123H128ZM11 125V127H12V124H10ZM9 125V126H10ZM45 125H47V123L45 124ZM87 125V124H86ZM94 125H95V123H94ZM97 125V124H96ZM134 125V124H133ZM8 126V125H7ZM57 126V125H56ZM59 126V125H58ZM111 126H114L113 124L111 125ZM116 126H118V125H116ZM126 126H127V124H126ZM15 127V126H14ZM3 128H5V126H3ZM3 128H0V129H3ZM6 129V128H5ZM7 129H9L10 130V128L8 127ZM16 129V128H15ZM237 129V128H236ZM1 132V131H0ZM3 132H6V131H3ZM231 133V137L233 136V135H237L236 134V132H235V134H233L232 132H230ZM5 134V133H4ZM10 134V133H9ZM13 134V133H12ZM233 134V135H232ZM240 134V133H239ZM5 136V135H4ZM12 136V135H11ZM219 136H221V135H219ZM235 136H233V137H235ZM9 138H10V136H8ZM232 137V138H233ZM3 138V137H2ZM8 139V138H7ZM6 139V137H5V140H7ZM234 139H237L238 140V137H235ZM229 142H231V141H229L228 139L226 140V139H224L223 137L220 139V140H218V141H214V142H204V143H198V142H192V143H189L188 145L186 144L185 146H184V150L186 151V153H187V155L188 154H192L193 155V157L195 156L196 158H203L204 156L207 158L208 156L210 157V159H212V157H216L217 158V156H218V158H219V156H221L222 155V157L225 155V154H230V153H232V151L234 150V149H236V147H238L236 150H234V151H236V152H238V153H236V154H239L240 153V151L241 150H239V149H242V151L243 152H241L242 153V155L243 156H245V157H247L246 156V152L245 151H248V149L250 150V148H248L247 146V144H245V143H240V144H238V146H237V144H236V142H235V148H234V143L233 142H231V145L233 146H231L230 145V148H232V149H229ZM237 143H239V142H237ZM228 145V146H227ZM247 145V146H246ZM245 147H247V150L245 149ZM255 149V148H254ZM253 149V150H254ZM232 150V151H231ZM245 150V151H244ZM252 150V149H251ZM250 150V151H251ZM255 151V150H254ZM245 152V153H244ZM182 153V152H181ZM234 153V152H233ZM249 153V152H248ZM236 154L234 153V155H232V156H234V158H238L239 160L238 161H241L242 160V156H241V158H240V156L239 157H237L236 156ZM251 154V153H250ZM255 154V153H254ZM253 154V155H254ZM241 155V154H240ZM197 156H200V157H197ZM190 157H192V156H190ZM204 157V158H205ZM208 157V158H209ZM225 157H226V155H225ZM243 158L244 160L245 159H247V161H249L248 160V157L247 158ZM256 157V156H255ZM195 158V159H196ZM205 158V159H206ZM207 158V159H208ZM217 158V159H218ZM232 158L233 157H231V159H230V156H229V159L232 161ZM198 159V160H199ZM241 159V160H240ZM250 159V158H249ZM251 159H253V158H251ZM250 159V161H252ZM257 159L259 160V158L257 157ZM187 160V159H186ZM189 160V159H188ZM193 160V159H192ZM197 160V161H198ZM209 160V159H208ZM208 160L206 161V162H208ZM227 159H224V162L226 161ZM244 160H242V162L244 161ZM202 161L203 162H205V160H203L202 159ZM211 162H212V160H210ZM214 161H216V160H214ZM213 161V162H214ZM218 161V160H217ZM229 161V160H228ZM234 161V163H236L235 161V159L233 160ZM185 162H187V161H185ZM194 162V161H193ZM198 162H200V161H198ZM210 162V163H211ZM245 163H249V162H246V161H244ZM260 162V161H259ZM258 162V163H259ZM189 163V162H188ZM192 163V162H191ZM197 163V162H196ZM215 163V162H214ZM228 162H226L225 164H227ZM233 163V164H234ZM230 164V163H229ZM239 164V163H238ZM243 164V163H242ZM223 165H224V163H223ZM235 165V164H234ZM240 165V164H239ZM246 165V164H245ZM250 165V164H249ZM252 165V164H251ZM262 165V164H261ZM214 166V165H213ZM229 166V165H228ZM247 166V165H246ZM231 167V166H230ZM233 167V166H232ZM253 167V165L252 166H250V168H252ZM257 168L256 169H259L260 167H258V166H256ZM234 168V167H233ZM236 168V167H235ZM239 168V167H238ZM254 168V167H253ZM252 168V169H253ZM222 169H223V167H222ZM229 169H232V168H229ZM229 169H227V170H229ZM242 168H241V165H240V170H241ZM248 169V168H247ZM246 169V170H247ZM218 170V169H217ZM239 170V169H238ZM244 170V169H243ZM246 170L244 171V174H246L245 172H246ZM254 170V169H253ZM212 171V170H211ZM263 171H264V168H263ZM225 172H227V171H225ZM232 172V170L230 171V173ZM236 171H234L233 170V173H235ZM251 173V172H250ZM247 174V175H250V176H252V174ZM252 173H253V171H252ZM255 173V172H254ZM258 173V172H257ZM218 174V173H217ZM221 174V173H220ZM226 175H227V173H225ZM236 174H237V172H236ZM242 176H243V174H241ZM254 175V174H253ZM256 175V174H255ZM254 175V176H255ZM258 175V174H257ZM256 175V176H257ZM221 176H223V175H221ZM238 176H240V175H238ZM242 176L241 177H239L240 179H243L244 180V178H242ZM260 176H262V175H260ZM259 176V177H260ZM206 177H208V175L206 176ZM225 177V176H224ZM229 177V176H228ZM232 177H235V176H232ZM231 176H230V178H232ZM247 176H245V178H246ZM259 177H258V179L257 178H254L253 176L252 177H249V178H251L250 180H256L254 183H252V184H250V186L249 187H243V188H248L247 190H242V192H247L248 190H250V188L253 190V192L255 191V189L257 190V192L254 194L253 192H247L246 194H245V196L243 195V193L241 192V190L239 191L238 189V191H237V193H236V195H235V193L233 192V194H231V196L232 195H234L235 197H232L231 198V196H230V198L229 199H235V201H233V200H231V201H233L234 202V206L236 205V202H240V198H241V195H242V197H243V199H245V197H246V200H244V201H247V199H249V198H253L254 196V198H256V194H257V196H258V193L260 192V193H264V184H262L261 183V181L259 180ZM210 178V177H209ZM236 178H237V176H236ZM238 178V180L241 182L242 180H240ZM264 178V177H263ZM204 179V178H203ZM208 178H206V180H207ZM261 179H262V177H261ZM210 180V179H209ZM247 180V179H246ZM249 180V181H250ZM208 181V180H207ZM214 181V180H213ZM236 182H237V180H236ZM243 182V181H242ZM241 182V183H242ZM208 183V182H207ZM222 183V182H221ZM233 183V182H232ZM235 183V182H234ZM238 184H239V182H237ZM244 183H245V181H244ZM247 183V182H246ZM251 183V182H250ZM200 184H202V183H200ZM213 185V184H212ZM247 185V184H246ZM202 186V185H201ZM243 186H244V184H243ZM224 187V186H223ZM233 187V186H232ZM241 187V186H240ZM239 187V188H240ZM226 189H227V187H226ZM225 189V190H226ZM242 189V188H241ZM259 189V190H258ZM252 190H250V191H252ZM228 191V190H227ZM230 191V190H229ZM234 191H236V190H234ZM241 192V194H239ZM232 193V192H231ZM249 193V194H248ZM250 193H253V194H251L250 195ZM240 196V198H239V196ZM248 194V195H247ZM253 195V196H252ZM227 196V195H226ZM247 196H248V198H247ZM250 196V197H249ZM251 198V199H252ZM261 198V197H260ZM226 199V198H225ZM238 199V200H237ZM242 199V198H241ZM251 199H249L250 201H252L253 202V200H255V199H253V200H251ZM263 199H264V197H263ZM228 199H226L225 201L228 203V201H227ZM256 200H257V198H256ZM231 201H229V202H231ZM244 201L242 200V203L240 202V204H242V205H244L245 206V204H244ZM249 201V202H250ZM225 202V203H226ZM233 202H231V206H233L232 205V203ZM248 202V203H249ZM222 203H223V201H222ZM222 203H220V204H222ZM226 203V204H227ZM245 203H247V202H245ZM260 204V203H259ZM263 204H264V202H263ZM91 205V204H90ZM242 205H240V206H242ZM250 205V204H249ZM248 205V206H249ZM257 205V204H256ZM262 205V204H261ZM96 206V205H95ZM221 206H226V209L227 210H224L225 212H227V214H228V208L230 209V205H229V203L227 204V205H224V204H222ZM234 206L229 210V213H232L233 212V208H234ZM238 206V207H237ZM237 206H235V209H239V203H237ZM86 207V206H85ZM85 207H83L84 209H87V208H85ZM220 207V206H219ZM91 208V207H90ZM221 208L222 207H220V209L219 208H215L214 210L216 211V212H214V210H213V212L214 213H216L215 215H214V213H212V211L211 210H209V209H207L206 211L210 214V213H212L213 215H211L212 216V218H217V216L216 215H218V217L221 215H223L224 213H223V209H222V213L220 214V210H221ZM245 208H248V207H245ZM256 208H260V206H256ZM219 209V211H217ZM224 209H225V207H224ZM234 209V210H235ZM83 210V209H82ZM90 210V209H89ZM94 210V209H93ZM93 210H91V211H86V212H84V213H80V212H78V214H80V216L81 217H83V218H86L87 219V224L91 227V228H97V227H113V226H119V225H128V226H133V227H139L138 225H137V223H135V222H133V221H131V220H127V219H124V218H117L118 216H116V215H113V214H107V215H103L102 213H100V211L99 212H94V213H89V212H93ZM99 210V209H98ZM248 210H250L249 208H248ZM84 211V210H83ZM94 211H96V210H94ZM131 211V210H130ZM143 211H145V210H143ZM149 211V210H148ZM210 211V212H209ZM231 211V212H230ZM127 212L128 211H126V213L125 214H127ZM142 211H140V213H141ZM146 212V211H145ZM144 212V213H145ZM207 212H205V213H203L202 214V216L203 215H205V214H207ZM219 212V213H218ZM143 212H142V215L144 214ZM218 213V214H217ZM209 214H207V222L209 221L210 222V219L208 220V215ZM220 214V215H219ZM121 215H123V214H121ZM128 215H129V212H128ZM136 215V214H135ZM209 215V216H210ZM130 216V215H129ZM128 216V217H129ZM137 216V215H136ZM139 216H141V214L139 215ZM215 216V217H214ZM219 217L220 218V220H219V218H217V219H215L216 220V222L218 221V223H219V221H224L223 219H222V217ZM241 217H242V215H240ZM127 217V216H126ZM133 218H135V217H133ZM142 218H144V217H142ZM210 218V217H209ZM211 218V219H212ZM130 219V218H129ZM242 220H243V218H241ZM135 220H136V218H135ZM202 220H203V218H202ZM204 220H206V219H204ZM213 220L214 219H212V221L210 222V225H211V223L213 222ZM215 220H214V223H215ZM138 221V220H137ZM196 223V222H195ZM214 223H212L213 225H215ZM142 224V223H141ZM249 224V223H248ZM251 224V223H250ZM247 225V223L245 224V225H247V226H250V227H246L245 225H244V227L242 228H240V229H238V233L236 232L235 233V236H234V239H235V241H236V243L238 244L239 243V238L241 237V238H243V239H248L249 241L250 240H252V241H254V242H256L257 243V241L258 240H260L259 238H260V236H261V233L260 232H253L254 231V223H252V225ZM219 225H220V223H219ZM223 225H224V223H222V225H221V227L220 226H218V224H216L214 227H212L213 229H215L216 228V226H217V228L218 229H223L222 227H223ZM255 225H256V223H255ZM242 226H243V224H242ZM196 227H197V224H196ZM199 226V224H198V228L196 229L197 231H202V234H203V230H202V228ZM207 227H209V226H207ZM139 228H141V227H139ZM209 228H211V227H209ZM200 229V230H199ZM218 229L217 230H213V234L212 233H210V232H212L211 230L212 229H209V230H207L206 232H207V234L205 235H202V234H199V235H196V236H194V238H191V239H189L188 241H187V243H185L182 247H180V250H179V252H178V254H177V256H176V258L175 259H171L170 257H169V255L167 256V255H165V256H163V257H159L158 255H150V254H146V253H144L143 252V250L141 249V251L140 252H138V254H137V257L135 258V260L133 261V263L132 264H264V248H262V250H260L261 248H256L254 245H252V246H254L253 248H250V247H241V246H239V248H238V245L236 244L235 246L233 245V247H234V249L232 250L231 248H233V247H231L230 249H231V251H229V254H230V252L232 253V251H236V253H234L235 255L237 254V253H239V252H241V254L243 253L244 254V258H238L239 256H240V253L238 254V257L237 256H234V254L232 253V254H230V255H228V251H227V249L231 246V241H229V239H227V237H226V233L224 234V233H222V230L220 231V234L219 233H217V234H215V232L217 231L218 232ZM145 238H146V240H145V242H144V246H146V247H153L154 246V244L152 245V242H151V232H152V227H151V224L149 225H147V229H145ZM210 234H209V233ZM201 235V236H200ZM143 238V237H142ZM214 238H216L218 241V243H221L220 241H222V240H224V241H222V243L224 242L225 244H223V246L220 248V247H218V250L215 252L214 251V248H215V246L213 245V247L212 246H207V247H210V249L208 250V252H207V249H206V253H205V251H199V249H200V246L202 247V243H206V242H209L210 240H212V239H214ZM229 238V237H228ZM251 241V242H252ZM216 242V241H215ZM253 242V243H254ZM211 243V242H210ZM222 243L220 244V245H222ZM31 244V243H30ZM209 244V243H208ZM217 244V243H216ZM229 244H230V246H229ZM234 244V243H233ZM34 246V245H33ZM142 246V245H141ZM216 246H218V245H216ZM26 247H28V246H26ZM30 248H32L31 246H30ZM141 248V247H140ZM181 248H183V249H181ZM213 248V249H212ZM217 248V247H216ZM247 248H250V249H248V251H249V253L248 254H246L247 252H245L246 250H247ZM256 248V249H255ZM203 249H204V247H203ZM212 249V251L209 253V251ZM26 250V249H25ZM33 250V249H32ZM205 250V249H204ZM23 251V250H22ZM214 251V252H213ZM35 252V256L37 255L36 254V250L34 251ZM21 253V252H20ZM25 253V252H24ZM26 254V253H25ZM214 255V256H210V255ZM22 255V254H21ZM28 256V255H27ZM34 255L29 259H27L26 258V256H24V257H22V258H16V259H14V260H11V261H9V258L8 257H6V256H0V264H46V258L45 259H42V258H40L39 257V255H38V257H35ZM242 256V255H241ZM240 256V257H241ZM237 257V258H236ZM81 259V258H80ZM70 259V260H68V261H64L63 259H59V260H55V259H52L51 261H49L48 262V264H90V262H92V260H90V259H86L85 257L83 258V260L81 259ZM236 259H240V262H239V260H237L236 261ZM96 262H100V263H102V264H106L105 263V261L100 257V256H97L96 257ZM93 263V262H92ZM94 264V263H93Z\"/></svg>",
	"mask_w": 264,
	"mask_h": 264
}]
</instances>
